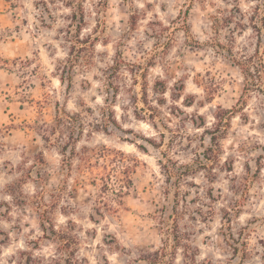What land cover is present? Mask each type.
<instances>
[{
    "label": "rangeland",
    "instance_id": "rangeland-1",
    "mask_svg": "<svg viewBox=\"0 0 264 264\" xmlns=\"http://www.w3.org/2000/svg\"><path fill=\"white\" fill-rule=\"evenodd\" d=\"M225 1L0 0V264H159L143 259L157 250L163 264H264V0ZM235 3L247 23L235 53L260 75L203 44L215 8ZM184 20L201 46L184 29L169 46L150 35L151 21ZM118 51L141 66L122 67L115 90L106 68ZM107 105L117 123L92 129ZM58 108L86 123L68 154L106 146L89 158L94 169L115 165V178L133 167L121 202L92 184L85 160H64L69 132L44 139ZM220 111L218 157L181 179L177 203L160 163L197 165Z\"/></svg>",
    "mask_w": 264,
    "mask_h": 264
},
{
    "label": "trees",
    "instance_id": "trees-1",
    "mask_svg": "<svg viewBox=\"0 0 264 264\" xmlns=\"http://www.w3.org/2000/svg\"><path fill=\"white\" fill-rule=\"evenodd\" d=\"M252 1H260V0H252ZM225 2H229V0H226ZM76 12L74 11V17H76ZM82 14H84V11H81ZM246 14L242 11L240 6L235 3L232 5L231 8L229 7H221L217 6L215 8L214 13L211 14V31L207 39L203 44H206L209 47H212L216 53L223 54L222 50H226L228 54H230V58L233 60V62L240 66L243 70H246L251 75L254 74L255 70L257 71L258 75L262 73V71L259 69V63H252V59L249 57H241L235 53V43H236V33L244 31L246 29L247 23H245ZM82 21V19L80 20ZM79 21V23H80ZM132 24H136V16H132ZM81 25L78 24V26ZM135 26V25H133ZM255 24L252 25V29H256L257 31H260V28ZM178 29H184L186 32V42H193L191 44L192 46H201V41L194 37L191 32L188 30V24L187 21L184 20V23L182 24V27L179 25H175L173 29L170 28L169 25H166L162 23L161 21H151L150 22V35L157 39L159 43L164 42L166 46H169L172 44V42L175 40V31ZM71 54V53H70ZM113 63L111 65H108L106 68L107 70H111L108 75V85L116 86L114 89H118V85H114V79L115 77L121 78L120 70L122 67L129 70L131 73L135 72L137 67L141 66V63H131L128 60H126L122 53L118 51L113 58ZM73 64V63H72ZM264 63H261V66H263ZM71 65V64H70ZM67 68V67H66ZM65 68V69H66ZM63 72H65L63 74ZM67 72V73H66ZM264 72V70H263ZM255 77V76H254ZM61 81L65 82L66 79L71 81V75L69 71H62V75H60ZM136 80V79H135ZM158 88V87H157ZM214 90V89H212ZM165 92V91H163ZM143 93L147 95V83H144L143 85ZM213 93H210V96ZM145 100V99H144ZM147 100V99H146ZM146 102V101H145ZM190 103L189 105H191ZM83 114L81 112H74L70 113L69 111L65 110L61 114L60 109H57L55 121L49 125L46 124L41 128L43 132V137L45 140L51 141V135L58 133L64 134L65 131L69 132L68 141H66L63 145L60 146L61 154L64 156V160L71 161V159L75 156H78L79 159L85 160L87 164L91 167V174H92V184L97 185V183H101V189H111V192L119 197L118 203L121 202V198H123L131 189L133 186L131 173H133V167L131 165H122V168L119 169L118 174L115 175L112 174V171L115 167V165H112L110 168L107 166V164L101 165L99 169H94V166L92 165V161H90L89 158L97 157L100 154H103L101 156L105 157V152L112 151L110 148L103 146V148L98 149L97 147H90V146H83L81 150L79 151L76 147H73L70 153L68 154V145L71 142H75L74 144L80 140V137L85 132V125L86 123L83 121L82 118ZM102 122H99L96 118L93 123L89 122L88 125L91 126L92 129H95L97 131H104L106 133H109V127L110 123L113 122L114 124L117 123V119L114 116V113L112 111V108L108 105L104 108H102ZM218 122L215 124V128L208 129L212 132L211 141L212 144L210 147L206 148L203 156H201L200 153L196 154V158L193 159L194 161H197V165L193 164H185L186 169L177 171V166H169L164 163H160L161 169L163 170L164 175L166 176V183H168L170 186L174 185L177 189L175 191L176 200L177 203L179 202V195L181 194V187L179 186L181 179H183L184 176H187L189 172H195L199 168H207L208 164L204 162L206 161H213L216 157H218V153L221 148L219 137L220 134L224 133L226 130V124H222L225 121L224 112L220 111L215 115ZM50 127V128H47ZM223 127V128H222ZM89 130L90 131H92ZM220 131V133H218ZM92 134V133H91ZM137 162V161H136ZM71 164V163H70ZM114 166V167H113ZM176 177V180H173ZM114 181V182H113ZM187 182V181H186ZM114 184V186H112ZM112 186V187H111ZM107 208L109 210H115L117 209L111 204L107 205ZM179 209L176 208V214L178 215ZM95 220V219H94ZM179 232H176V240L180 242L179 239ZM161 253L159 250L147 253L144 255L143 259L150 260L152 262H158L159 264H163L165 262L164 259L161 258ZM161 258V259H160Z\"/></svg>",
    "mask_w": 264,
    "mask_h": 264
}]
</instances>
